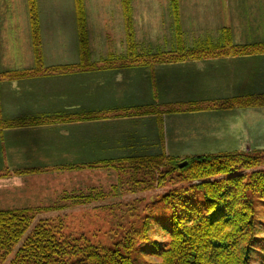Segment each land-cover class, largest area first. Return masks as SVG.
I'll return each instance as SVG.
<instances>
[{"label": "trees", "instance_id": "1", "mask_svg": "<svg viewBox=\"0 0 264 264\" xmlns=\"http://www.w3.org/2000/svg\"><path fill=\"white\" fill-rule=\"evenodd\" d=\"M121 1L127 59L131 64L146 59L171 64L264 54V42L235 44L228 27L221 29L217 42L206 40L198 42L194 47H187L184 42L180 0H170L175 49L169 53L144 57L138 54L132 0ZM75 4L81 60L78 65H59L54 68L46 67L41 60L38 0H28L36 55L34 69L29 71L38 73L52 70V73L65 74L80 67L88 69L93 66L89 58L90 41L85 3L84 0H75ZM17 73L20 72L12 71L5 75L16 78L20 76ZM260 100L263 101L264 97L233 98L232 101L224 100L212 105L228 109L263 107L264 102L261 103ZM68 109L9 119L3 125L11 128L91 121L105 118L115 111ZM121 111L128 116L156 115L162 120L166 114L177 112V108L162 110L157 105H145L122 108ZM183 162L188 164L181 169L179 165ZM263 164L264 154H206L181 159L164 150L156 154L89 164L87 166L90 168H107L122 172L125 176L120 177L118 184L104 192L90 189L88 192L64 194L62 203L56 206L0 210V264H253L255 261L264 264ZM81 167L68 166L70 169ZM36 172L38 171L28 170L18 173ZM132 183L134 187L130 188L128 185ZM157 190L164 192L155 195L148 203L149 212L145 216L138 215L139 204L142 200H150V197L127 202L132 206L127 212L134 218L127 219L128 224L122 219L117 221L120 235L113 247H106L102 243L95 245L85 235L65 233L61 225L51 224L50 218L37 221L38 216L43 213L83 206L93 200L110 199L112 202L113 197H124L123 201H130L127 199L129 194H146ZM108 205L101 204L100 207ZM31 227L33 228L29 232ZM158 235L164 239H157ZM151 258L157 259V262L147 260Z\"/></svg>", "mask_w": 264, "mask_h": 264}, {"label": "crops", "instance_id": "2", "mask_svg": "<svg viewBox=\"0 0 264 264\" xmlns=\"http://www.w3.org/2000/svg\"><path fill=\"white\" fill-rule=\"evenodd\" d=\"M127 54L120 53L121 67L117 69L111 63L90 61L92 67L65 74L52 70L33 73L29 71L33 67H21L15 70L20 72L19 77L9 78L0 67V204L6 205L0 210L56 206L62 203L64 194L88 192L93 187L87 186L88 175L106 170L87 165L102 160L163 150L177 156L234 153L245 150L247 139L256 140L250 144L253 148H264V136L254 134L255 116L246 114L247 109L204 108L217 99L264 95V54L171 64L149 59L131 64ZM78 58L81 60L80 54ZM89 58L103 59L92 54ZM173 90L180 93L171 95ZM166 95L189 105L162 120L156 115L128 116L121 111L159 105ZM65 109L115 111L99 120L11 128L3 125L9 119ZM261 109L262 114L255 112L258 117H264ZM243 115L245 127L231 122ZM257 129L264 132V127ZM229 132L239 148L234 140L229 143L223 137ZM28 170L38 172L18 173ZM54 177L60 181L50 182L48 178ZM64 178L69 181L65 183ZM57 196L61 197L56 199L59 203L44 205ZM69 209L50 213H66Z\"/></svg>", "mask_w": 264, "mask_h": 264}, {"label": "rangeland", "instance_id": "3", "mask_svg": "<svg viewBox=\"0 0 264 264\" xmlns=\"http://www.w3.org/2000/svg\"><path fill=\"white\" fill-rule=\"evenodd\" d=\"M84 3L90 54L93 57L101 56L103 58L102 60L92 58L90 61H98V63L103 64L111 63L115 69L121 67L120 53L124 52L125 54L127 52L122 1L84 0ZM132 3L135 6L133 21L139 49L138 54L148 57V53L155 55L174 51L176 39L173 29V17L169 6L170 0H133ZM180 3L183 15L184 42L187 47H194L198 42L206 40L217 42L221 36V29L224 27L231 29L235 44L248 45L264 42V0H180ZM38 10L42 38L41 60L44 65L54 68L60 64L65 66L78 65L80 59L78 58L79 39L75 0H38ZM30 21L28 0H0V67L5 73L18 70L21 67L34 68L36 55L33 48ZM160 92L164 94L162 89ZM179 93L180 90H173L171 95ZM171 95H166V98L160 100L157 107L162 110L187 108L188 103L177 102V98ZM254 97L261 98L264 96L255 94L245 96V98ZM232 99L226 100L232 101ZM221 101L224 100H214L215 103ZM169 102L174 104L171 106L163 104ZM260 102L263 103L264 100H260ZM209 108L215 109L216 107L211 105ZM237 108L247 109L245 110L247 111L246 114L255 116L253 119L251 116L249 117V120L252 119L254 129H256L254 134L264 136V132L257 129V126L264 127V117L255 115V112L262 114L258 109L262 108L261 110L264 112V106ZM218 109L228 108L219 107ZM168 116L170 115L166 114L165 118ZM231 122L242 128L247 124L244 115L238 119H232ZM223 137H226L229 143L234 140L239 148V142L231 137L230 132L228 134L224 133ZM255 142L256 140L247 139L245 150L234 153L264 154V148L257 146L256 148L259 149H256L252 147L254 145H250ZM171 156L185 159L196 155L177 156L172 154ZM262 166L264 167V164ZM100 170L106 171H100L101 173L93 177L88 175L87 186H93L89 189L107 191L112 185L119 183L120 177L125 176L122 172L119 173L107 168H100ZM48 179L52 183L60 181V178L55 177ZM39 180L41 183H45L43 179ZM68 181L64 178L65 183ZM128 186L131 188L134 187V184ZM169 188L170 186L165 190ZM162 192L164 190L151 191L146 194H129L127 199H130V201H123L124 197H113L112 202H110V199L105 201L102 199L93 200L83 206H73L66 213H43L38 216L37 221L50 218V223L61 225L65 233H72L77 236L85 235L95 245L102 243L106 247H113L120 235L117 231V221L122 219L128 224L127 219L134 218L131 214L129 216L127 212L132 207L127 202L131 203L138 198L150 197V200H142L139 204L138 215L145 216L149 212L148 203L154 199L155 195ZM58 197L61 198L57 196L54 201L44 205L50 206L59 203L56 200ZM101 204L109 205L102 208L100 207ZM5 207V204H0V209ZM154 214H156L155 210ZM156 238L164 239L159 235ZM147 260L157 262L155 258ZM253 264L261 263L255 261Z\"/></svg>", "mask_w": 264, "mask_h": 264}, {"label": "water", "instance_id": "4", "mask_svg": "<svg viewBox=\"0 0 264 264\" xmlns=\"http://www.w3.org/2000/svg\"><path fill=\"white\" fill-rule=\"evenodd\" d=\"M187 164H188V162H183V163H181V164L179 165V167L182 169V168L186 167Z\"/></svg>", "mask_w": 264, "mask_h": 264}]
</instances>
